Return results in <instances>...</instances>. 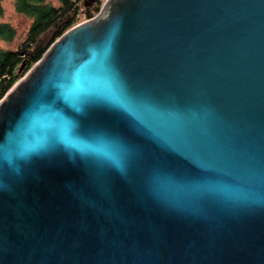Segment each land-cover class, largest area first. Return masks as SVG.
Returning <instances> with one entry per match:
<instances>
[{
    "label": "water",
    "instance_id": "1",
    "mask_svg": "<svg viewBox=\"0 0 264 264\" xmlns=\"http://www.w3.org/2000/svg\"><path fill=\"white\" fill-rule=\"evenodd\" d=\"M0 101V264H264V0H106Z\"/></svg>",
    "mask_w": 264,
    "mask_h": 264
},
{
    "label": "trees",
    "instance_id": "2",
    "mask_svg": "<svg viewBox=\"0 0 264 264\" xmlns=\"http://www.w3.org/2000/svg\"><path fill=\"white\" fill-rule=\"evenodd\" d=\"M3 1L0 0V16L4 15ZM12 1L16 11L28 17L30 23L27 32L21 33L12 23L0 22V101L47 52L55 32L59 31L60 36L97 15L103 7L102 0H95L92 6L85 0Z\"/></svg>",
    "mask_w": 264,
    "mask_h": 264
},
{
    "label": "rangeland",
    "instance_id": "3",
    "mask_svg": "<svg viewBox=\"0 0 264 264\" xmlns=\"http://www.w3.org/2000/svg\"><path fill=\"white\" fill-rule=\"evenodd\" d=\"M57 3V0H54ZM84 1V0H83ZM106 0H102L103 5ZM3 6L5 7L4 15L0 16V22L8 21L12 23L14 26L19 29V32L25 33L27 32V27L30 23V19L28 17L19 14L14 7L12 0H4ZM75 26V25H74ZM54 31H52L53 33ZM49 34L47 35V37ZM24 78V77H23ZM22 78V79H23Z\"/></svg>",
    "mask_w": 264,
    "mask_h": 264
},
{
    "label": "flooded vegetation",
    "instance_id": "4",
    "mask_svg": "<svg viewBox=\"0 0 264 264\" xmlns=\"http://www.w3.org/2000/svg\"><path fill=\"white\" fill-rule=\"evenodd\" d=\"M95 2V0H85V4H89V5H94L93 3ZM53 37V35L50 37V39ZM58 37H56L55 39H51L50 41H51V43L53 42V41H55L56 39H57Z\"/></svg>",
    "mask_w": 264,
    "mask_h": 264
}]
</instances>
